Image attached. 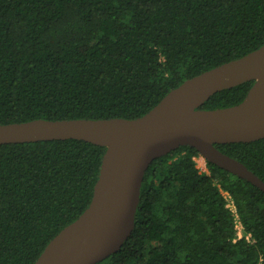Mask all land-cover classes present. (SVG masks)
<instances>
[{"label":"trees","instance_id":"1","mask_svg":"<svg viewBox=\"0 0 264 264\" xmlns=\"http://www.w3.org/2000/svg\"><path fill=\"white\" fill-rule=\"evenodd\" d=\"M264 43V0H0V123L140 116L183 80ZM254 80L201 107L240 102ZM264 180V137L216 143ZM105 145L0 143V264H33L88 206ZM180 145L154 158L134 226L94 264H264V191ZM221 190L236 206L244 233Z\"/></svg>","mask_w":264,"mask_h":264},{"label":"water","instance_id":"2","mask_svg":"<svg viewBox=\"0 0 264 264\" xmlns=\"http://www.w3.org/2000/svg\"><path fill=\"white\" fill-rule=\"evenodd\" d=\"M251 79L240 102L201 107L212 93ZM262 137L264 43L186 78L137 117L0 123V143L77 138L106 146L88 206L49 240L33 264H94L119 249L133 229L146 168L180 145L195 147L205 160L264 191L263 179L215 145Z\"/></svg>","mask_w":264,"mask_h":264},{"label":"built area","instance_id":"3","mask_svg":"<svg viewBox=\"0 0 264 264\" xmlns=\"http://www.w3.org/2000/svg\"><path fill=\"white\" fill-rule=\"evenodd\" d=\"M197 158V157H196ZM195 158V159H196ZM201 171H204V172H207L208 169L206 167L205 168H202ZM223 196L226 198V206L230 209L232 215H233V218H234V226L237 230V238H240V237H244L246 238L247 240H250V233H244V230H243V224L239 218V215L237 213V210H236V206L232 200V197L231 195L227 192V191H223L221 190Z\"/></svg>","mask_w":264,"mask_h":264},{"label":"rangeland","instance_id":"4","mask_svg":"<svg viewBox=\"0 0 264 264\" xmlns=\"http://www.w3.org/2000/svg\"><path fill=\"white\" fill-rule=\"evenodd\" d=\"M196 163H197V167L202 170V168L206 169V160L204 159V157L202 155L198 156L196 158Z\"/></svg>","mask_w":264,"mask_h":264}]
</instances>
